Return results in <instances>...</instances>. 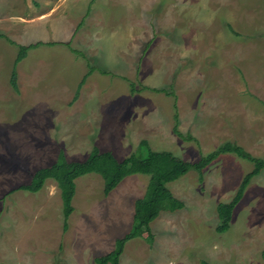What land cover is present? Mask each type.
<instances>
[{
    "label": "rangeland",
    "instance_id": "rangeland-1",
    "mask_svg": "<svg viewBox=\"0 0 264 264\" xmlns=\"http://www.w3.org/2000/svg\"><path fill=\"white\" fill-rule=\"evenodd\" d=\"M93 1L0 0L9 40L69 42L85 55L68 44L32 49L14 87L19 49L0 38V264H96L131 230L136 201L156 184L134 175L106 196L100 175L80 177L66 221L55 181L38 193L18 189L61 151L80 162L98 147L123 161L147 140L196 163L234 143L264 160V0H134L132 20L129 5L125 14L123 3L95 0L101 21L92 20ZM83 79L89 87L80 89ZM253 169L227 153L202 177L190 170L170 183L185 208L162 212L153 240L129 241L120 264H264V171L230 230L217 232L218 205Z\"/></svg>",
    "mask_w": 264,
    "mask_h": 264
},
{
    "label": "trees",
    "instance_id": "trees-1",
    "mask_svg": "<svg viewBox=\"0 0 264 264\" xmlns=\"http://www.w3.org/2000/svg\"><path fill=\"white\" fill-rule=\"evenodd\" d=\"M0 38L8 40L19 49L11 77V83L14 87L17 86L16 67L26 58L28 51L40 46L56 45V43L38 42L22 46L9 40L3 34H0ZM68 46L71 48L70 44ZM71 51L85 58V55L78 50L71 48ZM90 69V71H94L92 68ZM155 91L162 92L161 90ZM175 133L183 137L177 127H175ZM227 153L236 154L239 158L252 162L254 169L243 178L233 199L218 205L219 225L217 232L224 234L230 230L235 209L244 198L251 181L264 171V160L253 156L234 143L223 144L216 151L202 156L196 163L186 162L170 151H154L150 148L147 140H142L137 152L123 161H119L111 152H101L98 147H94L83 162H69L65 153L61 151L55 164L37 170L31 183L20 186L18 189L38 193L44 188L48 180L55 181L61 190L63 213L67 221L75 210L73 200L76 195V180L78 178L89 174L100 175L104 180V193L108 196L130 176L140 174L149 176L156 184L149 187L144 197L136 201L131 230L124 237L116 240L115 249L111 253L95 260L96 264H120V259L129 241L145 234L151 241L153 240L151 224L162 212L175 213L185 208V204L174 196L168 185L187 175L190 170L197 171L202 177L203 171L214 160ZM262 256L264 259V252Z\"/></svg>",
    "mask_w": 264,
    "mask_h": 264
},
{
    "label": "crops",
    "instance_id": "crops-1",
    "mask_svg": "<svg viewBox=\"0 0 264 264\" xmlns=\"http://www.w3.org/2000/svg\"><path fill=\"white\" fill-rule=\"evenodd\" d=\"M97 1H98V0H96V2H97ZM115 1H116V2H119V3H121V4L123 3V4H124V7H125V6L127 7V5H129V6H130V8H129V12H130V11H133L134 8H132V6L136 5L134 0H115ZM94 2H95V0L93 1V3H94ZM92 5H93V4H92ZM92 5H90V6L88 7V10H87V12H86L85 17L89 14V12H90V7H91ZM137 5H138V4H137ZM94 6L96 7V9H98V12L95 14V17H94L92 20H93V21H97V20L101 21V20H102V16H101L100 13H102V7H97V4H95V3H94ZM126 7H125V9H124V13H125V14H127V12H128V10H127L128 8H126ZM129 15H130V20H132V13L130 12ZM85 17L82 19V23H81L82 25L80 24L81 26H83V25L85 24V23H84L85 20H86ZM78 26H79V24H78ZM78 26H77V27H78ZM79 27H80V26H79ZM1 39H3V38H1ZM56 42H59V41H56ZM56 42H47V43H56ZM37 43H38V42H37ZM29 44H30V43H29ZM33 44H34V43H33ZM56 44H69V42H68V43H67V42H66V43H65V42H60V43H56ZM71 52H72V51H71ZM86 74H87V73H86ZM103 74L108 75V72L105 71ZM84 79H85V77H84ZM84 79H83V81H82V84L80 85V89H81L82 86H84V87H89V85H88V86H85V81H84ZM92 85H93L92 88L98 87V86H96V85H98L96 82L93 83ZM90 88H91V87H90ZM90 88H88V89L85 88V89H86L87 91H89V90H91ZM80 89H78V92H79ZM86 90H85V91H86ZM82 92H84V91H82ZM82 97H83V96H82ZM234 107H235V106H234ZM230 108H231V107H230ZM239 108H242V110L244 111L246 107H245V106H239V105H238V106H237V109H239ZM235 109H236V108H235ZM236 114H239L238 111H236ZM101 125H102V127H105L106 122L103 121V122L101 123ZM100 128H101V127H100ZM99 132H100V131H99ZM239 142H240V141H239ZM241 142H242V141H241ZM111 153H112V152H111ZM89 155H90V154H89ZM113 155H114V154H113ZM114 156H115V155H114ZM130 156H131V155H130ZM84 161H85V160H84ZM80 162H83V161H80ZM120 185H121V184H120ZM120 185H119V186H120ZM119 186H118V187H119ZM118 187H117V188H118ZM117 188H116V189H117ZM116 189H115V190H116ZM115 190H114V191H115ZM114 191H113V192H114ZM111 194H112V193H111ZM111 194H110V195H111ZM132 224H133V222H132ZM111 252H112V251L108 252L107 254H109V253H111ZM107 254H106V255H107ZM103 256H104V255H103ZM100 257H101V256H100ZM97 258H98V257H97ZM97 258H96V259H97ZM96 259H95V260H96Z\"/></svg>",
    "mask_w": 264,
    "mask_h": 264
}]
</instances>
